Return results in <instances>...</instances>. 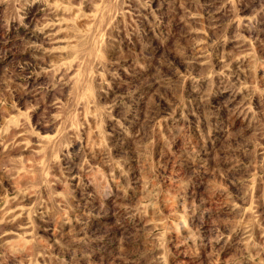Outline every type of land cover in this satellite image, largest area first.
Masks as SVG:
<instances>
[{
    "label": "rangeland",
    "instance_id": "obj_1",
    "mask_svg": "<svg viewBox=\"0 0 264 264\" xmlns=\"http://www.w3.org/2000/svg\"><path fill=\"white\" fill-rule=\"evenodd\" d=\"M0 264H264V0H0Z\"/></svg>",
    "mask_w": 264,
    "mask_h": 264
}]
</instances>
